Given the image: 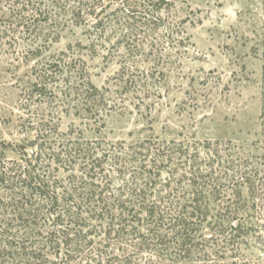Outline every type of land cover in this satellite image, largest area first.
<instances>
[{
    "label": "trees",
    "instance_id": "trees-1",
    "mask_svg": "<svg viewBox=\"0 0 264 264\" xmlns=\"http://www.w3.org/2000/svg\"><path fill=\"white\" fill-rule=\"evenodd\" d=\"M165 4L3 0L0 27L58 40L70 27L105 33L113 24L131 38L163 23ZM259 46L264 61V40ZM65 70L68 90L80 85L83 109L99 111L98 87ZM262 84L261 130L250 151L151 139L116 151L64 133L46 115L31 119L20 141L0 142V264H250L244 247L264 242V64Z\"/></svg>",
    "mask_w": 264,
    "mask_h": 264
},
{
    "label": "rangeland",
    "instance_id": "rangeland-1",
    "mask_svg": "<svg viewBox=\"0 0 264 264\" xmlns=\"http://www.w3.org/2000/svg\"><path fill=\"white\" fill-rule=\"evenodd\" d=\"M164 1V22L131 38L113 24L105 33L70 27L58 40L0 27V142L20 141L31 119L46 115L64 133L74 129L116 151L148 139L250 151L261 130L264 0ZM68 67L71 81L98 87L99 111L83 109L79 84L68 90ZM263 245L248 244L242 255L264 264Z\"/></svg>",
    "mask_w": 264,
    "mask_h": 264
}]
</instances>
